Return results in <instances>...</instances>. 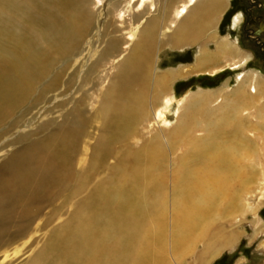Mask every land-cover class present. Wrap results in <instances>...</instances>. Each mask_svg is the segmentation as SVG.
I'll return each mask as SVG.
<instances>
[{
	"label": "rangeland",
	"instance_id": "rangeland-1",
	"mask_svg": "<svg viewBox=\"0 0 264 264\" xmlns=\"http://www.w3.org/2000/svg\"><path fill=\"white\" fill-rule=\"evenodd\" d=\"M6 1L10 0H0V32H7L3 34L7 35L5 36L7 39L2 36L0 40H10V34H13L14 38H26V46L39 52L41 49L44 50L43 55H40L42 62L47 65L52 62V65L48 72L40 73L41 80L34 82L29 98L7 118L4 128H0V132L7 128V132L0 136V164L27 141L46 137L48 131L60 122L63 114L67 112L66 110L81 98L85 100L83 108L86 110L88 122L86 128L88 130L79 150L81 152L87 150L88 155L85 160H88L90 152L104 135L103 118L98 113L103 91L108 87L114 74L116 75L122 60L130 53L134 42L139 40L140 30L145 21L153 16L157 19L156 42L160 43H158L159 45L154 44L151 74L154 79L162 74L169 75L170 82L168 92L164 93L154 88L153 79L149 83H143L142 80L136 82L135 90L143 89L146 92L144 107L146 113H153L152 117H149L148 121L146 120L148 116L145 115V120L137 125L138 129L135 128L132 138L114 143L110 150L112 155L109 158H111L102 165L93 168V174L89 176L88 182H80V179L85 178L82 177L85 175L83 167L87 166L88 161L79 164L77 160H74L75 168L69 167V172L66 175L72 180L56 181L57 186L53 192H49L50 194L40 203L32 205L30 228L18 232L17 229L20 226H14L11 229V238L6 237L3 241L0 240V264H114L123 253L118 248L120 244L116 243V248L113 249H110L109 246L105 247L103 242L107 238L99 239L101 234L97 231L100 230L102 233L103 230H111L112 226L108 225V217L118 210V205L113 200L110 189L119 191L122 184L119 183L118 170L111 168L116 163L120 164L123 158L128 159L124 161L128 163V166H132L138 159L139 163H142L141 166L147 167L150 165L147 155L153 147H156L154 142L159 140L163 144L164 153H161L158 160L162 161L161 171L165 176L164 182L162 181L165 186L163 190L168 196L165 216L168 257L163 261V264H264V154L255 144L257 140L258 143L264 144V133L260 134L261 139H256L254 133L247 132L244 136V131L236 133L232 129L233 127H228L221 135H218L217 139L220 141H229L235 145H238L242 141L241 139L250 137L247 143L252 156L250 159H246L244 164L251 168L254 182L252 186H247L250 192L241 197L243 199L240 205L242 211L235 215L236 217L224 218L218 214L221 210L216 211L218 212L215 213V216L218 217L215 220L216 225L213 227L212 222L208 229H205V236L198 239L194 250L186 253L180 260L175 256L172 244L173 202L176 195L175 185L178 181L175 171L179 170L178 167L182 162H191L194 159L192 141L195 143L197 139H203L201 144L206 145L209 144L210 138L206 131L201 129H196L192 135L186 129L184 132L187 136H181L180 144L176 148L174 147L175 138L172 141L171 134L178 117L185 116V112H187V105L190 102V100L186 102L188 97H195L196 94L201 93L213 95L212 99L201 102L200 108L195 109L194 113L198 123L203 124L205 122L200 117L203 112L213 114L210 120H215L222 117L224 113H228V110L225 111L224 107L220 105L222 102L220 94L225 96L238 88L243 74L252 77L259 75L264 78V0H226L225 8L223 7L218 17L219 21L217 20L213 26L216 39L231 41L238 46L241 52L249 56L240 65L225 66L216 73L191 70L202 45H207L209 51L217 48L215 41L209 40L208 35H205L199 42L186 44L182 48L169 43L167 35L173 31L169 22L170 11L166 10L169 0H145L143 6L142 4L139 6L140 0H86L85 2L84 0H72V3L79 1L80 6L84 3L85 11L91 13L92 25L87 36L79 40L70 53L62 59L58 56L59 47L55 44L58 43V38L59 42L63 38L61 25L45 26L40 23L20 22L21 20L19 23L12 24L5 16L7 10L2 7L3 5L5 8ZM30 1L40 10L49 11V8L54 7L53 13L56 12L53 5L54 0ZM77 6L78 3L70 11L67 9L68 13L65 17L73 16ZM139 12L142 13L136 17ZM238 14L240 17L235 24L233 18ZM106 22L112 23L115 27V33H112V36L118 41L121 49L118 54H115L116 56H113L114 58L109 55L108 63L104 64L103 61L102 66L104 67L99 66L101 70L98 67L92 75L88 69L96 62L98 54L105 47L102 23ZM239 49L234 54L230 53L227 59L235 57L237 60L236 55ZM6 54L8 53L5 52L2 55ZM19 56H12L9 59L0 57V71L8 68ZM222 61L224 60L222 59ZM182 67L187 69V76L175 77L174 74ZM59 73H62L61 81L58 77ZM52 83L54 84L52 85ZM85 92L87 93L84 94ZM167 96H172L173 100L170 105L166 106ZM263 99L264 97L260 100ZM180 100L181 102H178ZM64 102L67 104L61 105ZM158 110L162 112V116L155 117ZM190 113L189 111L188 116ZM16 121L18 122L15 126L10 125ZM48 122L50 126L44 131L40 130L41 125ZM253 124H259L264 128V118L254 116L248 118L246 128ZM218 126L225 127L224 125ZM237 128L234 127V129ZM28 133L31 136L26 140L24 134ZM154 136L157 138L152 140ZM176 136L174 135V137ZM187 139L192 141L188 143ZM86 144L87 148H85ZM242 145L245 148L247 144ZM146 183L147 177L142 175L139 179L141 194L147 192ZM80 186L81 188H79ZM234 193L236 196L240 195L237 185L234 187ZM109 203L112 205L111 207H107ZM253 211L256 214H253ZM146 222L149 231V228L154 224L150 217L146 219ZM232 231L239 232L233 245L223 247V250L221 249L208 259V262L204 263L199 260V255L206 251L208 244H212L219 237L226 241ZM151 233H155V230ZM114 235V232L110 234V239L115 237ZM151 245L153 246L152 241ZM218 247L219 245H216L215 249ZM136 250L137 248L135 253ZM132 252V247H128L127 254L131 256ZM148 264H155V262L150 259Z\"/></svg>",
	"mask_w": 264,
	"mask_h": 264
},
{
	"label": "bare ground",
	"instance_id": "bare-ground-1",
	"mask_svg": "<svg viewBox=\"0 0 264 264\" xmlns=\"http://www.w3.org/2000/svg\"><path fill=\"white\" fill-rule=\"evenodd\" d=\"M71 1L54 0L55 13H53L54 7H48L49 11L40 10L30 0H10L6 1L5 8L3 5L2 7L7 10L5 16L12 24L19 23L21 20L20 22L29 24L61 25L63 38L60 42L58 38V43L55 44L59 47L58 56L62 59L70 53L79 40L87 36L92 25L91 13L85 11L84 3L80 6L79 1H73L74 3ZM144 2L145 0H140L139 6L141 4L143 6ZM77 3L75 14L69 18L65 17L68 10L74 8ZM225 4L226 0L168 1L166 10L170 11L169 22L173 30L171 34L167 35L169 43L182 48L186 44L199 42L205 35H208V39L214 40L216 43V50L209 51L207 45L200 47L191 70L216 73L225 66L236 67L247 60L249 55L241 52L234 43L226 39H216L213 26L217 23ZM141 13L136 14V17ZM239 17V14L236 15L233 18V23L236 24ZM156 22L157 19L154 16L145 21L140 30L139 40L134 42L130 53L122 60L116 75L114 74L108 87L103 91L98 113L103 118L104 135L90 152L88 160H85L88 155L87 150L86 152L79 150L88 130L86 128L88 123L86 110L83 108L85 100L81 98L66 110L67 112L63 114L60 122L48 131L46 137L27 141L0 164V240L3 241L6 237L11 238V229L14 226H20L17 229L18 232L30 228L32 205L40 203L52 193L57 186L56 181L72 180L66 175L69 172V167L75 168L74 160H77L79 164L88 161L87 166L83 167L85 175L82 177L85 178L80 179L82 183L88 182L89 176L93 174V168L102 165L111 158H109L112 155L110 150L114 143L132 138L135 128L138 129L137 125L145 120V115L148 116L146 120L152 117L153 113H146L144 107L146 92L143 89L136 91L134 86L138 80L149 83L153 79L154 88L161 93L168 92L169 75L162 74L154 79L151 74L154 44L160 43L156 42ZM112 26V23L109 22L102 23L105 47L98 54L96 62L88 69L92 75L99 66H102L103 61L104 64L108 63L109 55L113 57L120 52V45L112 36V33H115V27ZM0 33V38L7 36L3 35L7 32ZM10 35L12 41L0 40V57L9 59L12 56H20L8 68L0 71V128H4L7 118L29 98L34 82L41 80L40 73L48 72L52 65V62L49 65L42 62L40 55H43L44 50L41 49L40 52L31 50L26 46V38H14L13 34ZM238 49L237 60L235 57L227 59L230 53L234 54ZM5 52L8 54L2 55ZM99 70H101L100 67ZM186 70L182 67L177 70L174 76L186 77ZM61 74H58L59 80ZM220 95H222L220 105L224 107L225 111L228 110V113H224L222 117L215 120H210L213 114L203 112L200 117L205 123H198L194 113L195 109L200 108L201 102L212 99L213 95L209 93L196 94L195 97L190 96L186 99V102L190 100L187 112H185V116L178 117L177 123L171 131L172 141L175 138L174 147L180 144L181 136H187L184 132L186 129L191 135L196 129H201L206 131L210 138L209 144L206 145L201 144L203 139H197L195 143L191 139H187L188 143L192 141L194 159L191 162H182L178 167L179 170L175 171L178 181L175 185L176 195L173 202L172 244L175 256L179 260L186 253L194 250L198 239L205 236V229H208L212 222L213 227L216 225L215 220L218 219L215 216V213H218L216 211L221 210L218 213L222 216L221 218L235 216L242 211L240 205L243 199L241 197L250 192L247 186H252L254 182L251 168L244 164V161L252 156L247 143L250 137L241 139L243 142L241 141L238 145L229 141H220L217 137L228 127H233L232 129L236 133L244 131V136L248 132L254 133L256 139L262 138L260 134L264 133V128L259 124H253L246 128V122L252 116L264 118V99L260 100L264 97V78L259 75L252 77L243 74L238 88L225 96L222 93ZM172 100V96H167L166 106L170 105ZM66 104L67 102H64L61 105ZM159 110L155 117L162 116V112ZM189 111L191 112L190 116H188ZM17 122H12L10 125L15 126ZM218 125L225 127L222 128ZM49 126V122L45 123L41 125L40 130L44 131ZM234 127L238 128L234 129ZM5 132H7V128L0 132V136ZM24 135L26 140L31 136L29 133ZM174 135L177 136L174 137ZM156 138L154 136L152 140ZM257 141L255 144L264 154V144ZM244 143L247 144L245 148L242 145ZM154 145L156 147H153L147 155V161L148 156L150 160V165L147 167L141 166L142 163H139L138 159L132 166H128V163L124 162L128 159L123 158L120 164L116 163L111 168L118 170L119 183L122 184L119 191L110 189L113 200L118 205V210L113 214L114 216L108 217V225L112 226L111 230H103L102 233L100 230L97 231L101 234L99 239L107 238L103 242L105 247L109 246L110 249H113L116 248V243L120 244L118 248L123 253L114 264H148L150 259L155 264H163V261L168 257L165 232L166 198L168 196L163 190L165 176L161 171L162 161L158 160L164 150L160 140L154 142ZM87 147L86 144L85 148ZM142 175L147 177V192L143 194L140 193L139 185ZM235 185L239 187V196L234 193ZM111 206L109 203L107 207ZM253 214H256L255 211ZM149 217L154 226L150 227L148 231L146 219ZM154 230L155 233H151ZM113 232L115 237L110 239L109 235ZM238 236V231H232L226 241H223L221 237L216 241L213 240L212 244H208L206 251L199 255V260L205 263L223 247L233 245ZM148 244L150 245L148 246ZM216 245H219L217 249H215ZM128 247H132L131 256L127 254ZM97 254L99 255L98 252Z\"/></svg>",
	"mask_w": 264,
	"mask_h": 264
}]
</instances>
